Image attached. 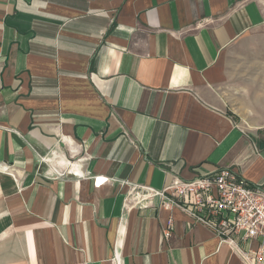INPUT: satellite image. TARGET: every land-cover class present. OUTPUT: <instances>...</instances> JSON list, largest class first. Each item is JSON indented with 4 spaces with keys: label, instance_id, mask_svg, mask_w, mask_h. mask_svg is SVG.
<instances>
[{
    "label": "crops",
    "instance_id": "1",
    "mask_svg": "<svg viewBox=\"0 0 264 264\" xmlns=\"http://www.w3.org/2000/svg\"><path fill=\"white\" fill-rule=\"evenodd\" d=\"M259 42L264 0H0V264H243L135 189H264Z\"/></svg>",
    "mask_w": 264,
    "mask_h": 264
},
{
    "label": "built area",
    "instance_id": "2",
    "mask_svg": "<svg viewBox=\"0 0 264 264\" xmlns=\"http://www.w3.org/2000/svg\"><path fill=\"white\" fill-rule=\"evenodd\" d=\"M108 182V178H94L96 188ZM135 190L138 206L148 207L153 198H159L162 207L179 208L213 231L233 247L243 264H264V189L235 169H220L191 181L175 179L162 191ZM172 231L170 220L165 237L171 238Z\"/></svg>",
    "mask_w": 264,
    "mask_h": 264
},
{
    "label": "rangeland",
    "instance_id": "3",
    "mask_svg": "<svg viewBox=\"0 0 264 264\" xmlns=\"http://www.w3.org/2000/svg\"><path fill=\"white\" fill-rule=\"evenodd\" d=\"M258 47H260L261 52H259V54H263L262 57H259L257 59H251V58H246L243 57L242 59H240L239 61H237V65H241L242 63L246 62L245 65H247L248 67H250V65L252 64H257V65H262L264 66V42H259V43H255ZM263 46V47H262ZM263 48V50H262ZM260 76V75H259ZM264 76V74H263ZM264 79V78H263ZM238 82V81H237Z\"/></svg>",
    "mask_w": 264,
    "mask_h": 264
}]
</instances>
